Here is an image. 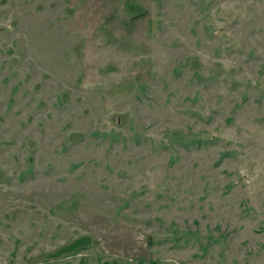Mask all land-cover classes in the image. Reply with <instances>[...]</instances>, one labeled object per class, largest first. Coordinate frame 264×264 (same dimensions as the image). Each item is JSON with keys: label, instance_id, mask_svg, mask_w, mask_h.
Masks as SVG:
<instances>
[{"label": "rangeland", "instance_id": "1", "mask_svg": "<svg viewBox=\"0 0 264 264\" xmlns=\"http://www.w3.org/2000/svg\"><path fill=\"white\" fill-rule=\"evenodd\" d=\"M0 264H264V0H0Z\"/></svg>", "mask_w": 264, "mask_h": 264}]
</instances>
